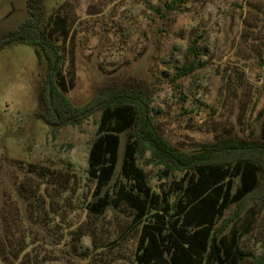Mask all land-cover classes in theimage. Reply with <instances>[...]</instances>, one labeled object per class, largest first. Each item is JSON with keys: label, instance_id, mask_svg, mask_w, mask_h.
I'll use <instances>...</instances> for the list:
<instances>
[{"label": "rangeland", "instance_id": "374dc122", "mask_svg": "<svg viewBox=\"0 0 264 264\" xmlns=\"http://www.w3.org/2000/svg\"><path fill=\"white\" fill-rule=\"evenodd\" d=\"M43 5V25L64 56L63 88L74 104L112 83L139 81L150 88L159 131L186 152L222 139L264 138V0ZM29 16L28 0H0V39ZM190 64L193 70L177 77ZM46 75L36 46L13 42L0 50V264H137L142 224L151 216L134 223L135 210L125 202L99 214L89 209L97 198L89 155L101 111L77 125H48L40 116ZM128 138L121 134L120 161L105 188L112 198L125 181ZM137 160L156 192L183 175L166 176L149 151ZM234 224L250 254L240 264H257L264 259V198L234 204L218 221L223 233Z\"/></svg>", "mask_w": 264, "mask_h": 264}, {"label": "trees", "instance_id": "16d2710c", "mask_svg": "<svg viewBox=\"0 0 264 264\" xmlns=\"http://www.w3.org/2000/svg\"><path fill=\"white\" fill-rule=\"evenodd\" d=\"M173 7L175 4H168V9ZM28 8L29 18L0 39V50L22 42L36 46L46 60L40 116L48 125L58 127L80 124L101 111L89 155V173L97 180V198L90 211L103 213L110 205L125 202L135 210L134 223L151 216L142 224L137 264H240L250 255L240 246L243 231L234 224L230 233H223L218 221L234 204L264 198V138L222 139L186 152L159 131L151 114L150 88L139 81L112 83L86 104H74L63 88L64 56L43 25V0H28ZM193 68L194 64L187 65L177 77ZM123 132L129 134L122 162L125 181L119 183L112 198L105 188L120 161ZM143 151H149L151 159L164 167L166 176L179 171L182 177L161 193L154 191L138 164V154ZM173 193L178 198L172 203ZM23 251L20 249L17 257ZM256 261L264 264L262 258Z\"/></svg>", "mask_w": 264, "mask_h": 264}]
</instances>
